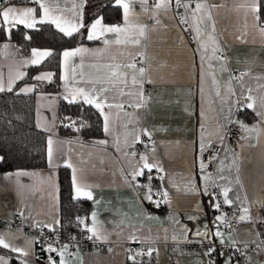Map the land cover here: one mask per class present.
Here are the masks:
<instances>
[{"label":"crops","instance_id":"0c3cea01","mask_svg":"<svg viewBox=\"0 0 264 264\" xmlns=\"http://www.w3.org/2000/svg\"><path fill=\"white\" fill-rule=\"evenodd\" d=\"M94 1L39 3L46 5L49 17L74 26L80 19L77 13L84 16ZM39 3L2 7L36 8L40 19L45 13ZM182 3L192 42L175 23L171 0H113L116 20L94 14L86 27L73 32L80 42L61 49L56 91L44 90L49 80L34 79L53 74L43 68L32 73L33 81L15 86L28 67L38 65L30 63L32 50L50 49L10 38L8 26L0 23L6 35L0 39V88L33 93L34 123L46 133L47 161L43 168L0 171V218L14 221L17 216L22 222L16 226L0 222V234L6 242L29 252L22 256L0 247V256L8 264H50V256L55 264L61 260L64 264H165L168 257L179 264H208L211 248H215V263L226 264L230 256L224 246L234 243L244 245L247 261L262 264L260 255L248 249L257 230L264 228V22L257 19L258 0ZM98 18H102L98 38L88 40V28ZM43 24L64 35L55 24ZM38 25L25 28L17 24L11 32ZM117 25L119 32L100 31ZM77 48L86 51L63 57L64 51ZM231 69H244L245 73L233 81ZM25 88L32 90L23 91ZM77 89L100 102V109L92 106L101 115L102 136L59 134L58 101L68 102L65 97L75 96L74 102L84 103ZM235 109L241 126L238 149L231 152L222 146L212 168L203 170L196 163V154L202 145L222 143ZM61 167L69 172L73 198L88 201L81 230L92 246L51 245L62 251L61 256L47 251L48 245L36 255L34 239L25 228H60ZM146 170L163 175L159 180L153 175L149 179L144 176ZM154 183L161 187L160 206L152 195ZM215 205L231 210L230 219L236 222L233 227L219 226ZM197 231L208 235L197 236ZM132 244L143 246L144 256L129 251Z\"/></svg>","mask_w":264,"mask_h":264},{"label":"trees","instance_id":"16d2710c","mask_svg":"<svg viewBox=\"0 0 264 264\" xmlns=\"http://www.w3.org/2000/svg\"><path fill=\"white\" fill-rule=\"evenodd\" d=\"M113 0H95L85 11L83 23L91 17L102 14L107 21L116 20L118 11ZM92 8V9H91ZM257 12L259 22H264V0H258ZM94 10V11H91ZM28 35V39L25 38ZM5 31L0 27V39L5 38ZM10 38L30 46H42L52 52L43 62L27 68L22 82L33 81L32 73L39 69L52 70L53 75L43 88L56 91L58 88V58L62 48L80 42L77 35L64 36L49 24H40L35 29H17ZM58 132L62 135L78 134L81 137H100L103 135L102 119L98 110L91 104L82 102L58 101ZM75 122V123H73ZM46 133L35 126L33 118V93L18 94L14 89L0 91V171L16 168H43L46 166ZM58 199L60 230L82 236L81 223L88 210V201L74 199L71 193L69 172L66 167L58 169ZM264 219V211L262 212ZM43 252V251H42ZM41 253V252H40ZM40 258V256H39ZM14 264V262H12Z\"/></svg>","mask_w":264,"mask_h":264},{"label":"built area","instance_id":"2783aa9c","mask_svg":"<svg viewBox=\"0 0 264 264\" xmlns=\"http://www.w3.org/2000/svg\"><path fill=\"white\" fill-rule=\"evenodd\" d=\"M32 0H8V3H5V0H0V5H6L11 3H30ZM171 12L174 18L175 23L181 29L183 34L185 35L187 41L192 42V35L189 30V25L187 21V16L185 13V9L182 3V0H179V7L177 6L176 0H171ZM133 63L137 66H141L142 62L139 59H134ZM245 73L244 69H231L229 72V76L231 80H236L239 76ZM240 129L241 126L238 120V109H235L234 121L231 122L223 131L222 143H208L203 147V151H199L196 154V163L200 164V166L205 171H209L215 161L216 155L221 151L222 146H225L229 151L235 152L238 149L239 138H240ZM138 151L142 152L143 148L140 147ZM203 165V166H202ZM152 175L159 180L163 173L161 171H151L146 170L144 172V176L147 178L152 177ZM153 197L156 198V203L161 205V187L158 183H154L153 186ZM216 215L219 217L218 224L222 228H231L235 225V221L230 219L231 210L219 205L216 209ZM2 222L6 226H16L22 225L21 220L16 216V220L11 221L7 219H1ZM25 232L30 234L34 239V251L35 254L38 255L40 252L44 251L48 245L61 246L63 244H79L81 247L92 246L85 236H77L74 233L68 231H62L60 229L53 230L41 225H33L25 228ZM264 228L258 229L255 234V240L252 242L248 249L250 251L256 252L260 255L262 264H264ZM129 251H136L141 256H144L145 249L143 246L139 244L129 245ZM244 245L234 243L231 245L224 246V250L229 254L231 261L234 264H255L253 262H249L245 259L243 254ZM165 264H179L178 261L174 257H168L165 261ZM208 264H216L215 263V254H209Z\"/></svg>","mask_w":264,"mask_h":264},{"label":"snow or ice","instance_id":"6c2138e0","mask_svg":"<svg viewBox=\"0 0 264 264\" xmlns=\"http://www.w3.org/2000/svg\"><path fill=\"white\" fill-rule=\"evenodd\" d=\"M32 2L39 3V0H32ZM176 2H177V6L179 7V0H176ZM5 3H8V0H5ZM117 3H119V0H117ZM123 7L125 8V14H126L127 10H128L127 6L124 5ZM185 7L187 8V5ZM39 8L43 9L45 14L42 18L37 19V17H36L37 9L36 8L18 9L15 6H9L7 8H3L2 5H0V9H2V10H0V18H2V21H0V23L8 26L7 27V33L9 35V37H10V33H11V28L17 24H22L25 28H34L37 23H40V24H43L46 22L52 23V24H55L56 27L62 33H64V35L69 36V37L72 36L74 31H79L80 28L86 27L83 23V14L82 13H77V15L79 16L80 19L76 25H74V26L73 25H67L66 26V23H62L61 21L48 16V8L46 7V5L44 3H39ZM197 8L198 9L200 8L199 4H197ZM255 11H257V12L259 11L258 7L255 8ZM257 19H258V17H257ZM101 25H102V18L96 19L90 25V27L88 28V35H87L88 40H93V39L98 38L97 29H98V26H101ZM120 30H121L120 26H118V25L117 26H110L107 28H103V27L100 28L101 32H103V31L119 32ZM197 34L199 35V30H197ZM105 43L107 44V43H109V41L106 40ZM5 47H7V45H5ZM82 51H86V49L77 48L74 51H64L63 57L65 59H68V58H71V57L75 56L76 54H78ZM51 55H52L51 51H39V50L33 49L32 50L33 59L30 61V63L39 64L44 58L51 56ZM25 63H29V61H25ZM139 71L142 73L143 69H140ZM52 75H53L52 73H45V74L36 76L34 79H36L38 81H42V80H49L50 81ZM2 90L3 89L0 88V91H2ZM9 90H11V89H9ZM31 90H32L31 88L23 89V91H31ZM77 91L83 94V102L84 103L94 105L97 109L101 108L100 102H98V100L95 97L84 93L83 89H77ZM93 91H95V90H93ZM100 91L103 92V91H105V89H101ZM65 98L68 99L69 103L74 102L76 99L75 96H73L71 98H69V97H65ZM251 106H252L251 104L248 105V107H251ZM73 123H75V122H73ZM105 130H107V125H105ZM48 143H49V160H51V143H52V141L49 140ZM101 143H103V142H101ZM201 150L203 151V145L201 146ZM141 159H144V158L141 157ZM0 160H2V158H0ZM145 167H150V166L146 164ZM149 179H151V177ZM73 183L75 185V178H73ZM205 192L207 194V189H205ZM77 193L79 194V189H77ZM85 195L88 196L89 199H91L90 193H85ZM226 195H227V193L225 192V196ZM148 198L151 199V197H148ZM215 207L218 208L219 205H215ZM190 219H192V217H190ZM217 219H219V217ZM80 223H83V221L81 220ZM88 230L91 231V229H88ZM184 231H187V229H185ZM196 235L197 236H202V235L207 236L208 233L207 232L201 233L200 231H197ZM216 235L221 238L220 242L223 244L224 240H223L222 235L219 232H217ZM0 247L5 248V249H9L12 252L19 253L22 256L29 255V252L27 250H25L23 248L16 247L15 245L6 242L5 237L2 234H0ZM47 251H49V252L57 251L59 255H61V256L63 255L62 251H59V250L51 247V245L48 246ZM213 251H215V248H211L209 250V254ZM222 254L223 253H221V255ZM49 261H50V264H55V261L52 260L51 256L49 257ZM0 264H8V259L0 256ZM21 264H27V261H21ZM60 264H64L63 260H61ZM226 264H231L230 258L228 260H226Z\"/></svg>","mask_w":264,"mask_h":264}]
</instances>
